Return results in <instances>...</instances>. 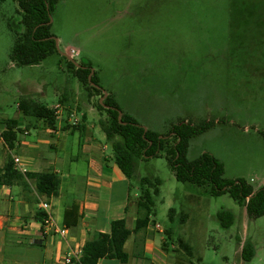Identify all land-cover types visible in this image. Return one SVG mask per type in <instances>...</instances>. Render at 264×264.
<instances>
[{
  "label": "rangeland",
  "instance_id": "1",
  "mask_svg": "<svg viewBox=\"0 0 264 264\" xmlns=\"http://www.w3.org/2000/svg\"><path fill=\"white\" fill-rule=\"evenodd\" d=\"M18 10L15 0H0V118L36 123L21 115V100L52 107L65 97L73 112L87 111V125L95 126L91 134L113 157L100 126L106 114L96 108L99 97L89 96L64 56L74 50L75 61H90L105 91L146 129L163 136L181 121H216L191 139L187 158L210 153L224 164L227 179L244 178L256 189L263 185L264 0H59L51 27L58 52L32 66L10 58L14 30L22 25ZM67 137V153H77V138ZM61 170L65 175L68 166ZM143 177L162 181L146 231L160 241L164 234L156 225L171 228L170 246L182 237L192 247L189 256L171 249L178 262L170 264H264V216L249 218L229 194L214 197L208 185L177 181L166 157L137 161L136 176L129 179L133 212ZM223 209L236 216L231 228L218 220ZM182 213L188 215L185 223ZM134 239L126 246L129 254ZM248 240L256 249L251 261L241 255Z\"/></svg>",
  "mask_w": 264,
  "mask_h": 264
},
{
  "label": "trees",
  "instance_id": "2",
  "mask_svg": "<svg viewBox=\"0 0 264 264\" xmlns=\"http://www.w3.org/2000/svg\"><path fill=\"white\" fill-rule=\"evenodd\" d=\"M15 1L22 16V25L21 30L20 27L14 30L16 36L10 58L18 66L40 64L58 52L56 40L51 31L52 23L50 20L56 11L59 0ZM67 62L71 71L88 91L89 96L91 98L99 97L96 108L106 114V118L100 120V126L108 142L112 145L115 163L128 179L136 176L138 160L166 157L177 181L191 183L199 187L208 185L210 187L209 193L214 197L229 194L238 205L246 208L249 218L257 219L264 216V183L256 189L252 183L244 178L227 179L224 164L207 152L192 161L187 158L191 139L211 129L216 121L204 120L199 124L181 121L163 136L155 131L145 130V127L140 125L132 115L121 109L113 94L108 93L104 99V104L107 107L100 103V98L104 96L105 89L100 84V78L96 71L91 81L89 80V75L93 69L90 61H80L82 67H77L69 59ZM59 101L58 103L65 107L64 110L67 111H65V115L68 118L72 113L68 111L65 104L68 99L63 97ZM54 106L36 102L31 98L23 99L18 104L23 117H33L37 121H44L47 127L56 130L59 124V116ZM120 112H122L121 118H119ZM85 118L84 115L81 123L75 125L63 118V130L71 129V132H75L83 129L82 124L83 121H86ZM0 123L5 126L2 137L13 149L17 140L15 129L18 120L4 118L0 119ZM27 179L36 181V188L40 195H45L48 198L59 195L61 176L57 172H27L24 174L16 169L13 160H9L0 171V185L12 186L18 183L24 185ZM161 184L162 181L159 178L153 181L147 177L141 178V192L136 203L138 217L135 228L130 229L124 218L114 220L111 224L110 233H97L86 242L82 258L75 264H98L102 259L127 263L129 254L125 250V244L132 234L147 230L153 222L152 217L155 215L154 209L156 199L160 195ZM170 212V219L174 220V214L177 215L176 210L171 209ZM46 216V213L41 211L37 218L45 223ZM217 217L223 228H231L236 222L235 214L228 209L219 211ZM187 218L188 215L182 213L181 222L185 223ZM167 245L168 243L164 242L163 247L165 248ZM176 245L186 255L192 254V247L184 238L179 237ZM241 255L245 261H251L255 257L256 249L252 241L244 242Z\"/></svg>",
  "mask_w": 264,
  "mask_h": 264
},
{
  "label": "crops",
  "instance_id": "3",
  "mask_svg": "<svg viewBox=\"0 0 264 264\" xmlns=\"http://www.w3.org/2000/svg\"><path fill=\"white\" fill-rule=\"evenodd\" d=\"M68 103V111L76 113L80 121L85 115L87 121V111L73 112L72 103ZM64 109L63 106V118ZM63 118L59 119L56 130L45 123L44 126L39 124L40 121L23 125L24 119H17V140L13 149L0 138V171L18 156L27 172L54 171L61 176L59 195L51 198L38 193L34 179H27L24 185H0V264H62L71 248L84 247L97 233H110L114 220L126 219L132 230L136 226L138 213L128 205L131 183L113 157L107 156V147L91 134L90 127L95 129V126L89 127L83 121V129L71 132V129L63 130ZM33 129L39 133L32 134ZM4 130L1 124L0 131ZM65 134L77 138V153H67ZM14 149L19 152L15 153ZM64 165L68 166L65 175L61 170ZM43 202L50 204L55 225L68 229L65 237L37 218ZM162 229L164 236L160 241L146 230L132 234L135 250L132 254L127 252V263L102 259L98 264H170L173 259L178 262L177 255H170L171 249H179L174 241L171 246L168 242L172 239V230ZM164 242L168 243L165 248Z\"/></svg>",
  "mask_w": 264,
  "mask_h": 264
},
{
  "label": "built area",
  "instance_id": "4",
  "mask_svg": "<svg viewBox=\"0 0 264 264\" xmlns=\"http://www.w3.org/2000/svg\"><path fill=\"white\" fill-rule=\"evenodd\" d=\"M71 56H73L74 54H78L76 53L74 50L71 51ZM54 108L56 109V113L59 116V119L63 118V106L59 103H57ZM69 123L72 125H75L77 123L80 122L79 117L77 116L76 113H71L69 115V117L67 118ZM0 138H2V132L0 131ZM14 164L17 170H19L21 173H26L27 170L21 166V158L16 156L14 157ZM40 210L46 213V219H45V225L46 227L50 228L51 230H54L55 232H58L60 235H62L63 237H65L67 235L68 229L65 228H59L55 225L54 221H53V217H52V213H51V206L49 203L47 202H43L40 204ZM156 228L163 232L162 227L157 224ZM84 247H75V248H71L66 255L63 257L62 259V264H75L76 262H79L83 256V251Z\"/></svg>",
  "mask_w": 264,
  "mask_h": 264
},
{
  "label": "water",
  "instance_id": "5",
  "mask_svg": "<svg viewBox=\"0 0 264 264\" xmlns=\"http://www.w3.org/2000/svg\"><path fill=\"white\" fill-rule=\"evenodd\" d=\"M50 23H52V18H51V20H50ZM55 40H56L57 48H59V46H58V39L55 38ZM64 56H66L70 61H72L77 67H82L81 64H80L79 62L75 61V59L73 58V56H71V55H69V54H64ZM94 72H95L94 69H92V70H91V73H90V75H89V80H90V81H91V79H92V76L94 75ZM92 85L95 86L94 83H92ZM107 96H108V92L105 91V92H104V96L100 98V103H101L102 105H104L105 107H107V106L104 104V99H105ZM121 117H122V112L119 113V118H121ZM145 130H147V129L145 128Z\"/></svg>",
  "mask_w": 264,
  "mask_h": 264
}]
</instances>
